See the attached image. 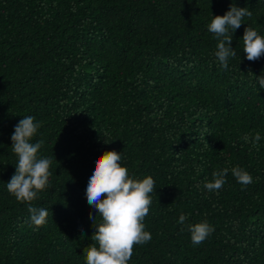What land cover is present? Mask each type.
I'll list each match as a JSON object with an SVG mask.
<instances>
[{
	"label": "trees",
	"instance_id": "obj_1",
	"mask_svg": "<svg viewBox=\"0 0 264 264\" xmlns=\"http://www.w3.org/2000/svg\"><path fill=\"white\" fill-rule=\"evenodd\" d=\"M233 4L252 15L230 30L223 69L208 26ZM247 27L264 36V0H0V264H86L98 215L86 186L113 150L130 178L155 181L152 239L129 264H264V56L247 60ZM29 115L52 161L30 204L6 186L11 136ZM224 168L223 187L206 189ZM29 207L48 211L43 226ZM204 221L215 230L194 245L188 225Z\"/></svg>",
	"mask_w": 264,
	"mask_h": 264
},
{
	"label": "clouds",
	"instance_id": "obj_2",
	"mask_svg": "<svg viewBox=\"0 0 264 264\" xmlns=\"http://www.w3.org/2000/svg\"><path fill=\"white\" fill-rule=\"evenodd\" d=\"M251 15L248 8L233 4L225 15L213 16L208 30L219 41L215 56L223 69L228 68L229 58L236 56V51L231 47L233 36L230 30L234 33L241 27L243 18ZM242 41L248 61H257L264 56V36L256 30L247 27ZM258 83L264 88V76L258 77ZM39 128L40 124L29 115L19 121L11 136V149L18 160L16 172L6 186L8 192L21 203L30 204L36 199L38 192L43 191L49 184L52 161L50 158L38 156L44 141L32 142ZM243 139L248 141L250 137L245 135ZM259 140L260 135L257 133L255 141ZM120 161V153L114 150L105 151L96 158L87 182V202L96 209L101 222L97 224V216L89 214L96 231L91 237L95 243L83 251L86 264H129L134 247L144 245L152 239L151 233L145 230L144 220L152 204L151 193L154 191L155 181L151 176L142 180L130 178L128 169L121 166ZM228 172V168L213 172V182L205 183L204 187L209 191L220 190L226 183ZM231 172L242 185L253 182L250 173L239 166L232 168ZM28 210L35 226L40 227L46 223L49 215L46 209L29 207ZM186 219L181 214L179 223L184 224ZM188 230L192 243L198 245L215 229L204 221L188 225Z\"/></svg>",
	"mask_w": 264,
	"mask_h": 264
}]
</instances>
